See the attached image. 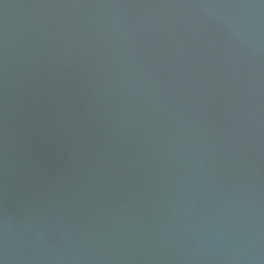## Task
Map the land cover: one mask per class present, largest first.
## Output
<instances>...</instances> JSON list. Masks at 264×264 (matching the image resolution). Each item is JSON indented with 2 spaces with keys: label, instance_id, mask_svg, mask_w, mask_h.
I'll use <instances>...</instances> for the list:
<instances>
[{
  "label": "water",
  "instance_id": "water-1",
  "mask_svg": "<svg viewBox=\"0 0 264 264\" xmlns=\"http://www.w3.org/2000/svg\"><path fill=\"white\" fill-rule=\"evenodd\" d=\"M0 264H264V0H0Z\"/></svg>",
  "mask_w": 264,
  "mask_h": 264
}]
</instances>
